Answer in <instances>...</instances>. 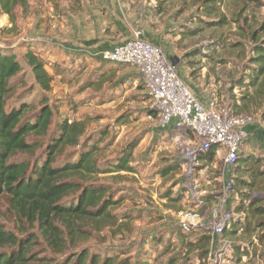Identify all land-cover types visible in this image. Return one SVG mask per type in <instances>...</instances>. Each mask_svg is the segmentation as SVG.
<instances>
[{"label":"rangeland","instance_id":"rangeland-1","mask_svg":"<svg viewBox=\"0 0 264 264\" xmlns=\"http://www.w3.org/2000/svg\"><path fill=\"white\" fill-rule=\"evenodd\" d=\"M205 1L119 0L139 8L142 23L137 30L156 40L170 60H179L178 75L200 100L211 96L233 113L254 118V128L246 131L241 147L240 170L233 173L235 200L226 207L228 193L220 179L224 154L210 162L207 153L191 171L185 154L199 140L189 130H178V120L166 126L167 130L176 128L173 131L159 125L138 70L78 55L81 48L91 45L81 34V19L93 27L105 17L113 23L124 20L111 0H11V15L0 5V53L16 55L22 65V72L13 79L17 88L7 111L23 103L32 105L24 118L32 122L47 97L54 113L47 136L27 138L40 148L33 154L17 155L14 161L42 164L61 121L84 123L80 145L68 147L53 166L76 163L80 154L93 152L101 172L88 177L84 185L103 187L114 204L104 218L78 220L81 232L72 240L65 234V249L57 254L37 226L21 221L6 198H0V228L19 238L36 235L31 254L38 259H61L86 250L100 257V264L113 257L130 264H169L172 260L173 264H264V222L258 226L264 215L250 225L248 220L255 217L249 210L241 228L233 223L214 246L211 241L206 257L201 256L200 240L207 231L187 233L180 226L181 212L198 211L205 217L213 210L225 214L231 207L247 208L250 200L255 203L253 209L264 206V94L259 93L264 89L247 86L254 67L250 63L252 41L264 39V0H225L207 9ZM56 42L64 53L57 50L58 45L52 49ZM28 50H33L52 76L50 92L36 84L24 59ZM129 151L132 172L106 173ZM78 196L64 198L61 205H76ZM56 225L63 227L60 221ZM224 240L231 244L224 247ZM10 251L0 248V253Z\"/></svg>","mask_w":264,"mask_h":264},{"label":"trees","instance_id":"trees-1","mask_svg":"<svg viewBox=\"0 0 264 264\" xmlns=\"http://www.w3.org/2000/svg\"><path fill=\"white\" fill-rule=\"evenodd\" d=\"M11 0H0V5L7 12L12 14L10 9ZM225 0H206L203 7L213 8L212 5L222 4ZM208 12L205 11L204 14ZM251 51L253 56L250 59L252 72L249 75V87L264 89V39L256 41L253 39ZM24 59L32 70L36 84L44 92L51 91L52 76L46 71L44 62L33 52L28 50ZM176 59V58H175ZM22 72V65L14 54L0 53V198H6L10 210L13 209L21 221L30 227H38L41 236L47 242L53 252H62L65 249L67 234L69 239H73L79 232L76 222L83 218L101 219L108 215V209L114 205L107 198V191L103 187L85 186L88 177L99 174L101 171L97 167V162L93 157V152L80 154L76 163H66L63 166H53L56 159L68 147H78L81 138L85 134V124L80 122L71 123L68 120L61 121L56 129V133L46 150V160L42 164L31 165L26 160L15 162L14 159L19 154H33L39 143H29V136L45 137L49 134L51 124L54 120V113L49 105L50 100L44 97L41 101L40 111L34 115L33 121H25L24 118L32 105L27 103L13 107L7 111V103L15 93L16 86L13 79ZM264 94V90L259 92ZM151 113L155 114L153 110ZM210 162L216 156V150L212 149ZM131 152L122 155L116 164L109 167L106 173L132 172L129 167ZM242 154H239L237 166ZM235 167V171L240 168ZM237 168V169H236ZM235 175V174H234ZM234 181V176H233ZM235 186V183H234ZM79 194L76 205H61V201L73 194ZM247 208L240 205L235 208V212L244 213L245 221L249 210L256 219L264 215V208L255 207V203L250 200ZM238 205V204H237ZM61 222L62 228L57 226ZM244 221V222H245ZM234 221H232V224ZM76 224V225H75ZM235 228L239 222H235ZM259 223L258 226H262ZM264 226V225H263ZM38 237L29 234L19 238L12 232H7L0 228V248H11L10 253H0V264H100V257L91 255L82 250L75 255L63 256L61 259L43 258L38 259L31 254L37 244ZM200 241L203 242L202 255L208 256L211 237L206 236ZM241 261V259H240ZM173 260L169 264H173ZM102 264H130L128 261H119L117 257L104 259Z\"/></svg>","mask_w":264,"mask_h":264},{"label":"built area","instance_id":"built-area-1","mask_svg":"<svg viewBox=\"0 0 264 264\" xmlns=\"http://www.w3.org/2000/svg\"><path fill=\"white\" fill-rule=\"evenodd\" d=\"M98 56L103 62L138 70L151 99L150 108L162 128L178 120V130H189L195 135L199 143L185 154L191 171L198 166L200 158L212 149L224 150V169L220 175L228 193L224 203L234 198L233 171L238 163L245 129L254 123V118L233 113L216 98L210 99L208 106L201 103L178 75L177 64L164 54L160 46L147 41L140 29L133 32L128 42ZM180 217L182 231L190 233L202 229L214 239L222 237L230 228L234 214L230 211L219 214L213 210L211 217L204 218L197 211H186ZM223 244L226 247L231 243L224 240Z\"/></svg>","mask_w":264,"mask_h":264},{"label":"crops","instance_id":"crops-1","mask_svg":"<svg viewBox=\"0 0 264 264\" xmlns=\"http://www.w3.org/2000/svg\"><path fill=\"white\" fill-rule=\"evenodd\" d=\"M122 3L123 4H121L119 2V0H116V1L111 0V4L114 6V9L117 7L115 9L116 13L121 11V14L124 16L123 21L113 23L105 17V18H102V22L96 21L97 25L93 27L92 24L90 26H88L86 19H85V21H83L82 19L80 20L79 24L81 25V28L83 29V30H81L82 31L81 34L83 35L85 41L91 45L81 48L79 51L80 54H78V55H83L84 57L91 58V59H97V58H99L98 55L100 53H102L104 51L112 50L115 47L128 42L132 38L133 32L137 28L141 27V25H140V23H142V22H140V16H141L140 13L141 12H140L138 7H134L132 4L131 5L133 6V8H132V6L130 8L129 4H127L126 2H122ZM126 6L128 8H126ZM104 9H103V11H104ZM96 10H98V9H96ZM97 12H99V10ZM98 15H100V14L98 13ZM147 26L148 25H146L145 27H147ZM92 31H94V32H92ZM143 32H144V38L147 41H149L153 45L161 47V45L156 40H154V41L151 40L150 37H148V35L146 34V32L144 30H143ZM63 40H67V39H63ZM73 44H75V42H73ZM57 45H58V48L56 47ZM60 46H62L60 44V42H56L55 45H53L54 48H52V49L57 48V50L59 49V51L64 53L65 51L61 50ZM70 49H73V48H70ZM192 92L196 95L194 90H192ZM197 98L200 100L199 97H197ZM210 99H212L211 96H209V98L207 100H200V102L203 103L205 106H208ZM253 124L246 127L245 133H246V131L250 132V130L252 128H254V127H252ZM164 129L167 130V127ZM175 129L176 128H173V129H170L167 131H173ZM214 150H216L215 160L218 159V157H220V153L224 154V150H222V149L214 148ZM233 200H235V198H231L225 204V207L229 203L232 204ZM234 202H236V201H234ZM237 202H238V200H237ZM199 203H201V200L199 201ZM247 205H248V203H247ZM230 207H231V205H230ZM261 207L264 208V206H262V205H261ZM226 211H228V210H226ZM229 211L234 214V217H236L233 219L234 223L239 222V224H237V226H236L237 229L241 228L242 227L241 223L245 221L244 217L246 215L244 213L235 212V208L233 209L232 207L230 208ZM181 213H183V212H181ZM181 213L179 214V216L181 215ZM201 215L204 218H209V217H211L212 213H209V215H207V217H205L204 214H201ZM259 218H262V217H259ZM259 218H256V219L260 220ZM256 219H249L248 221L250 222V225H251V223L256 222L257 221ZM263 222L264 221L261 219L259 223H263ZM231 226H232V222H231ZM231 226H230V228H231ZM230 228H228V230L226 232L231 231ZM243 231H244V229L240 230V232H243ZM207 236L211 237V241L213 243V246H214L215 242L220 238V237H215L213 239L211 234H207Z\"/></svg>","mask_w":264,"mask_h":264},{"label":"water","instance_id":"water-1","mask_svg":"<svg viewBox=\"0 0 264 264\" xmlns=\"http://www.w3.org/2000/svg\"><path fill=\"white\" fill-rule=\"evenodd\" d=\"M171 61H172V62H175L176 64L179 63V60L176 61L175 58H172Z\"/></svg>","mask_w":264,"mask_h":264}]
</instances>
